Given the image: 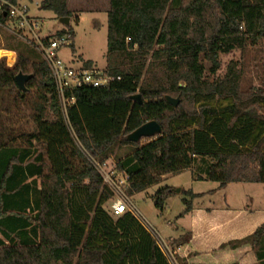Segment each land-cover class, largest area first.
<instances>
[{"label": "trees", "instance_id": "1", "mask_svg": "<svg viewBox=\"0 0 264 264\" xmlns=\"http://www.w3.org/2000/svg\"><path fill=\"white\" fill-rule=\"evenodd\" d=\"M40 7L58 19L74 16L68 0H42ZM9 19L0 12V24ZM65 32L75 38L72 25L55 34ZM11 39L5 48L18 58L13 66L0 60V93H13L16 107L24 101L35 128L18 133L0 115V264H171L133 212L115 217L105 206L113 193L90 157L105 161L121 145L133 146L115 166L129 175V195L186 169L221 187L264 183V88L242 90L235 62L209 79L200 61L203 55L216 73L220 53L259 44L264 0H110L106 71L120 79L76 88L67 116L41 53L15 33ZM19 72L32 75L26 90ZM137 93L142 102L132 97ZM167 96H179L178 105ZM219 99L229 102L212 104ZM152 119L161 135L126 139ZM181 191L190 197L184 216L202 193ZM174 193L161 187L155 205L163 210ZM244 243L264 264V223L222 247Z\"/></svg>", "mask_w": 264, "mask_h": 264}, {"label": "rangeland", "instance_id": "2", "mask_svg": "<svg viewBox=\"0 0 264 264\" xmlns=\"http://www.w3.org/2000/svg\"><path fill=\"white\" fill-rule=\"evenodd\" d=\"M35 1L28 0L26 2L30 6L31 14L42 17L44 21L41 28L43 34L49 33L50 30L52 31L56 27H65L59 23V19L54 17L53 11L38 7ZM70 6L74 9L71 23L75 31L74 46L63 47L59 55L63 60L74 66H79L81 61L91 59L95 66L106 69L108 65L106 12L104 13V10L101 9L102 6H99V3L95 0H70ZM77 16L80 17L79 20H77ZM40 32L41 30H39ZM11 34H14V31L9 22L0 24V60H3L7 66H13L18 58L17 50L5 48L8 44H15L11 39ZM18 39L26 41L21 35L18 36ZM74 47L76 50H74ZM219 57L221 66L216 73H213L210 61L203 55L201 56L200 61L206 77L209 79L223 77L228 71L230 63L235 62L242 73V90L253 91L264 88V39L255 46H248L245 49L236 48L228 53H220ZM14 97V94L8 91L0 93L1 118L5 124H15L18 133L20 131H32L35 128V123L30 115V107L24 101H19L20 105L18 107L14 106L12 101ZM173 97L180 98L179 96ZM228 102L229 100L219 99L213 101L212 104L225 106ZM261 112L264 114V109ZM146 140L144 139L142 142ZM132 148V145H121L110 158L105 160L107 167H115L118 157L129 153ZM90 159L93 160L92 157ZM95 159L100 161L98 158ZM217 183L219 182L212 180H196L192 169H186L178 173L166 174L159 182L129 196L137 213L141 214L156 228L162 237L175 245L177 244L176 241L171 240L169 235L176 232L182 223L188 222L184 219L180 223L178 220L181 219L180 214L186 207L184 198L190 199L189 195L182 191L177 192V189H192L195 192L202 193V195L193 199L194 205L199 208L203 205L210 206L213 201L219 203L224 200L223 194L225 193L213 189ZM164 186L174 187L175 193L167 200L165 208L161 210L155 205L154 195ZM245 194H249L250 198L253 199L249 202V207L264 209V183L250 182L244 183V185H234L233 183L226 190L228 198L234 201ZM105 206L109 209L110 201Z\"/></svg>", "mask_w": 264, "mask_h": 264}, {"label": "built area", "instance_id": "3", "mask_svg": "<svg viewBox=\"0 0 264 264\" xmlns=\"http://www.w3.org/2000/svg\"><path fill=\"white\" fill-rule=\"evenodd\" d=\"M0 12L9 15V24L14 33L21 35L22 38L33 44L49 65L59 103L66 116L68 107L76 101L73 93L76 88L83 86L106 87L114 80L120 79V76L110 74L106 69H100L95 65L87 66L85 62H81L79 66H74L63 60L59 52L65 46H72L74 43L72 35L69 32L62 34H55V32L49 37L41 36L39 30L42 28L43 20L31 16L26 3L0 0ZM92 159L93 164L101 173L104 183L113 193L109 206L111 214L117 217L127 211L133 212L153 235L170 263L182 264L178 256L181 248L162 237L156 228L137 213L127 191L129 175L113 166L108 168L105 161H97L94 157Z\"/></svg>", "mask_w": 264, "mask_h": 264}, {"label": "crops", "instance_id": "4", "mask_svg": "<svg viewBox=\"0 0 264 264\" xmlns=\"http://www.w3.org/2000/svg\"><path fill=\"white\" fill-rule=\"evenodd\" d=\"M19 1L26 3L30 11V6L26 2L28 0ZM41 1L42 0L35 1L38 7H40ZM95 1L99 3V6H102L101 9L107 14L106 23L108 29L110 0ZM68 6L70 10L74 11L70 6V0H68ZM30 15L42 19V17L37 14L33 15L30 13ZM54 15V17H56L55 13ZM59 23L62 24L60 21ZM62 29V27H56L47 34H43L41 29L40 35L44 37L49 36ZM233 183L234 185H244V183L250 182H230L223 187L219 186V183H217L213 189L217 192L225 193L223 194L224 200L222 202L217 203L212 200V205H203L199 208L193 203V209L178 220L180 223H182L184 219L188 222L182 223L176 232H172V234L169 235V238L176 241L177 244L175 245L181 248L178 253L181 262H187L189 264L258 263L256 252L249 243H244L237 247H231L229 245L222 247V244L226 242L247 237L264 223V209L249 207V202L253 201L249 194H245L235 201L228 198L226 190L229 185Z\"/></svg>", "mask_w": 264, "mask_h": 264}, {"label": "water", "instance_id": "5", "mask_svg": "<svg viewBox=\"0 0 264 264\" xmlns=\"http://www.w3.org/2000/svg\"><path fill=\"white\" fill-rule=\"evenodd\" d=\"M59 21L64 25V26H69L71 25V17L66 16V17H60ZM31 74H25L23 72H19L16 75V80L17 83L19 84L20 88L23 90H26V82L31 78ZM134 99H138L139 102H142V98L140 93L132 95ZM167 99L169 100L170 103L173 105H178L180 99L179 98H174L171 96H167ZM163 133V128L161 124L156 120L152 119L149 120L145 123H143L141 126H139L137 129L132 131L126 136V139L129 141L133 142H140L142 138L144 137H155L157 135H161ZM181 188L177 189V192H180Z\"/></svg>", "mask_w": 264, "mask_h": 264}]
</instances>
